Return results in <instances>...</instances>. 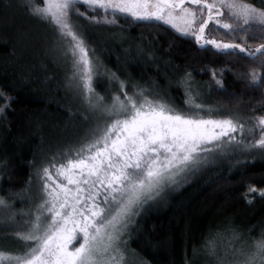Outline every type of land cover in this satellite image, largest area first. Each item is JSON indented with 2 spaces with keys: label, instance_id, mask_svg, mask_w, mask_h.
Listing matches in <instances>:
<instances>
[{
  "label": "trees",
  "instance_id": "trees-1",
  "mask_svg": "<svg viewBox=\"0 0 264 264\" xmlns=\"http://www.w3.org/2000/svg\"><path fill=\"white\" fill-rule=\"evenodd\" d=\"M28 2L0 0V91L12 98L0 113V196L12 206L1 210L0 250L12 254L24 248L15 235L25 230L20 210L35 208L42 197L37 167L53 153L77 144L98 115L85 94L70 83L71 59L62 55L63 45L54 27L26 11L22 5ZM247 2L264 8L261 0ZM79 7L89 15L103 14L99 9L93 13L84 5ZM72 20L94 61L127 84L159 93L183 109L185 89L178 81L190 72L198 103L220 109V115H264V88L248 86L253 70L264 75V57L225 54L160 21L117 15L114 24L93 23L76 14ZM253 32L245 46L255 49L264 38L258 27ZM207 36L230 39L214 23L207 27ZM213 70L223 81V89L215 83ZM93 89V101L103 97L104 104H110L119 90L104 70L94 76ZM250 186L264 188V150H227L210 157L146 204L129 228L127 249L147 264H209L204 251L193 254V247L199 248L206 239L230 237L229 230L235 228L250 245L253 237L264 233V196L249 191ZM13 210L17 215L7 219Z\"/></svg>",
  "mask_w": 264,
  "mask_h": 264
},
{
  "label": "snow or ice",
  "instance_id": "snow-or-ice-1",
  "mask_svg": "<svg viewBox=\"0 0 264 264\" xmlns=\"http://www.w3.org/2000/svg\"><path fill=\"white\" fill-rule=\"evenodd\" d=\"M79 5L103 14L89 15L81 12ZM22 6L54 27L63 45L62 55L71 59L70 83L85 94L98 115L77 144L53 153L37 167L42 197L35 208L20 210L19 214L28 218L25 230L15 233L24 248L19 254L0 250V264H127L129 225L144 205L210 157L227 150H264V115H220V109L198 103L199 93L190 83V72L178 81L185 89L183 109L159 93L127 84L94 61L82 31L72 20L76 14L93 23L114 24L117 15L135 21H160L194 36L198 44L255 59L264 57V43L255 49L245 45L255 34L254 28L258 27L264 38V8L247 0H40L35 4L29 0ZM210 22L226 30L230 39L208 38ZM237 34H242L240 43L236 42ZM101 70L108 71L118 85L110 104H104L103 97L92 99L93 79ZM212 75L223 89L215 70ZM248 80V86L264 88V75L255 70ZM0 99V113H4L12 98L0 91ZM257 134L259 138H255ZM249 135L254 137L252 141L246 139ZM52 169L63 180L53 183ZM249 191L264 196V188L250 186ZM0 206L6 211L12 208L4 196H0ZM16 215L13 210L6 218ZM229 231L232 240L222 254L207 239L199 248L193 247V254L204 251L215 264H264V233L253 237L249 245L237 229ZM237 240L239 245L234 243Z\"/></svg>",
  "mask_w": 264,
  "mask_h": 264
},
{
  "label": "rangeland",
  "instance_id": "rangeland-1",
  "mask_svg": "<svg viewBox=\"0 0 264 264\" xmlns=\"http://www.w3.org/2000/svg\"><path fill=\"white\" fill-rule=\"evenodd\" d=\"M227 10H225V12H226ZM211 24L213 23V22H210ZM170 26V25H169ZM175 29V28H174ZM176 30V29H175ZM179 32V31H178ZM183 34V33H182ZM184 35H188V36H192V35H190V34H184ZM206 35H207V28H206ZM192 37H194V36H192ZM208 37V36H207ZM195 38V37H194ZM200 45H203L202 43L200 44ZM213 47V46H212ZM85 99V98H84ZM237 136H238V138H239V134H237ZM258 149V148H257ZM249 152V151H248ZM52 172H53V183H55L58 179L59 180H63V178L62 177H57L56 175H55V169H52L51 170ZM189 173H187V174H185V176H184V178L188 175ZM184 178H182L181 180H180V182L184 179ZM179 182V183H180ZM178 183V184H179ZM178 184H175V185H178ZM171 187H174V185H172V186H169V187H166L164 190H163V192H165V190H168L169 188H171ZM163 192H161V194L163 193ZM153 201V200H152ZM149 202H151V201H149ZM148 202V203H149ZM147 203V204H148ZM146 205H144V207H145ZM143 207V208H144ZM2 206H0V214H1V210H2ZM142 208V209H143ZM141 209V210H142ZM141 210H140V212H141ZM139 212V213H140ZM137 217V215H135V216H133V220H135V218ZM24 218H25V220L28 218L27 216H24ZM133 224V223H132ZM132 224H130L129 225V228L132 226ZM217 237H213L212 239H210V241H212L213 243H215V245H216V248H217V251L219 252V253H223V250L224 249H226L227 247H228V245H229V243L231 242V240H232V238H231V236L230 237H228V236H221V235H216ZM75 243V242H74ZM234 243H236L237 245H239V243H240V241L239 240H237V241H235ZM245 246H247V245H245ZM126 259H127V264H147L146 262H144L141 258H139L138 256H136L133 252H131V251H129L128 249H127V247H126ZM210 262H209V264L211 263V264H215V262L212 260V259H210L209 260Z\"/></svg>",
  "mask_w": 264,
  "mask_h": 264
}]
</instances>
